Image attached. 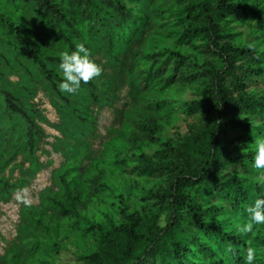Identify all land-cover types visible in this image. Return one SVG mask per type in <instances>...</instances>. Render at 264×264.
Wrapping results in <instances>:
<instances>
[{
	"label": "trees",
	"instance_id": "trees-1",
	"mask_svg": "<svg viewBox=\"0 0 264 264\" xmlns=\"http://www.w3.org/2000/svg\"><path fill=\"white\" fill-rule=\"evenodd\" d=\"M260 1L153 0L147 5L144 0H0L1 58L9 65L16 60L24 67L22 76L29 75L19 88L21 97L0 90V202L9 201L25 184L22 178L13 181L5 175L6 167L19 154L34 162L41 139L42 129L34 117L38 111L29 107L28 97L36 94L39 85L46 86L53 100L62 95L57 89L62 78L59 53L83 43L91 59L93 53L103 52L115 69L123 70L128 63L118 56L122 44L133 36L163 31L181 48L194 41L206 42L218 64L210 63L207 72L199 68L202 63L193 61L197 68L193 69L182 50L164 48L154 59L161 62L158 59L164 54L175 55L176 67L168 70L169 79L152 65L132 77L139 80L142 93L177 82L198 87L194 99L186 104L194 123L182 139H168L160 150L145 155L142 170L162 181L150 196L151 207L146 212L125 207L118 224L92 226L97 247L83 258L85 264H243L248 247L258 249L254 264H264V225L254 226L255 234L237 231L246 220V207L264 198V169L251 166L254 140L264 138V90L258 93L256 85L264 83V52L242 44L236 32L250 26L259 33L264 23ZM26 9L36 16L39 29L24 23ZM260 32L264 35V30ZM137 48L128 54V62L132 58L131 62L139 63ZM96 89L94 79L82 83L78 91L86 99L75 107L77 116L66 112V117L79 122L80 108L88 101L101 100ZM148 108L156 111L160 107ZM144 122L137 123L136 130L151 143H161L159 136L154 137L156 122ZM83 133L80 129L73 135ZM59 180L69 200L67 204L52 200L61 211L59 216H80L70 182L65 174ZM100 186L111 190L108 183ZM161 215L167 220L164 227L157 226ZM42 224L39 219L24 224L22 248L14 246L0 257V264H39L48 259L50 241L36 231L40 227L48 233Z\"/></svg>",
	"mask_w": 264,
	"mask_h": 264
},
{
	"label": "rangeland",
	"instance_id": "rangeland-1",
	"mask_svg": "<svg viewBox=\"0 0 264 264\" xmlns=\"http://www.w3.org/2000/svg\"><path fill=\"white\" fill-rule=\"evenodd\" d=\"M152 1L144 0L147 5ZM258 7L264 10V0ZM25 11L24 23L39 29L34 20L36 16L30 9ZM249 27L241 26L236 30L240 32L239 40L264 52V35L260 32L264 30V23L259 26L258 34ZM143 38V45L137 48ZM136 48L141 54L138 64L137 61L131 62L132 58L128 62V54ZM164 48L173 52L182 50L193 69H197L193 61L202 63L199 68L207 72L210 63L218 64V58L204 41H194L192 46L181 48L163 31L146 37L133 36L117 49L121 61L128 63L123 70L115 69L105 53H93L92 60L101 70L100 75L94 78L97 83L94 92L102 98L97 102L88 101L80 108L79 122L68 119L65 113L77 116L74 109L77 104L79 107L83 105L79 103L85 98L82 91L74 95L62 93L53 100L46 86L39 85L36 94L28 97L29 107L38 111L34 117L42 135L34 162L25 154H19L5 169V175L13 181L22 178L25 184L14 192L9 201L0 202V257L14 246L22 248L21 228L39 219L43 223L41 227L45 225L49 231L45 233L40 227L36 231L51 244L48 259L44 258L39 264L48 261L47 264H85L83 258L97 247L98 239L92 226L118 224L120 211L125 207L131 212L148 211L152 202L150 196L162 181L142 170L146 164L144 157L160 150L166 140L178 141L188 132L194 118L188 114L186 104L194 99L198 88L177 82L163 89L160 84L155 90L142 93L139 80L132 78L140 73L142 67L147 70L152 65L155 71H164V79H169L168 70L176 67L175 55L171 56L169 52L158 59L163 62V66L158 67L161 62L154 58L159 57L157 55ZM10 62L12 65L1 58L0 44V90L5 88L21 97L19 88L24 77L29 78V75L22 76L24 67L16 60ZM256 85L258 93L264 90V83ZM155 105L161 109L148 108ZM146 119L156 122L154 137L159 136L161 143H151L136 130V124H144ZM80 129L84 133L74 136V131ZM81 137L83 140L78 141ZM60 174H65L70 182V193L77 196L80 216H59L61 211L54 207L53 199L65 204L69 202L59 180ZM101 183H108L111 190L101 187ZM166 223L165 217L164 225Z\"/></svg>",
	"mask_w": 264,
	"mask_h": 264
},
{
	"label": "clouds",
	"instance_id": "clouds-1",
	"mask_svg": "<svg viewBox=\"0 0 264 264\" xmlns=\"http://www.w3.org/2000/svg\"><path fill=\"white\" fill-rule=\"evenodd\" d=\"M252 45H249L251 48ZM58 71L61 74L60 81L57 82V89L61 93L74 95L80 89L81 84L100 75L99 66L90 58L89 49L83 43H77L69 51L59 53ZM255 153L252 159V168L264 169V138H256ZM246 220L242 225L237 226V231L241 234L254 233V226L264 225V198H256L251 205L246 207ZM165 216L161 215L157 219V226L164 227ZM258 249L248 247L243 257V264H254Z\"/></svg>",
	"mask_w": 264,
	"mask_h": 264
}]
</instances>
